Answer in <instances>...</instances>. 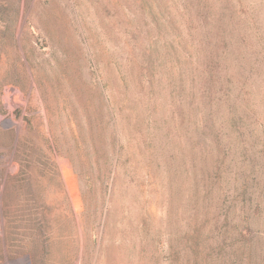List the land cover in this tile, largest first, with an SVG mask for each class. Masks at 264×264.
Masks as SVG:
<instances>
[{
  "label": "rangeland",
  "instance_id": "1",
  "mask_svg": "<svg viewBox=\"0 0 264 264\" xmlns=\"http://www.w3.org/2000/svg\"><path fill=\"white\" fill-rule=\"evenodd\" d=\"M1 149L0 264H188L216 165L264 264V0H0Z\"/></svg>",
  "mask_w": 264,
  "mask_h": 264
},
{
  "label": "trees",
  "instance_id": "2",
  "mask_svg": "<svg viewBox=\"0 0 264 264\" xmlns=\"http://www.w3.org/2000/svg\"><path fill=\"white\" fill-rule=\"evenodd\" d=\"M207 58L210 63H207L206 65L204 63L201 64L203 69H205V74L207 73L208 79V83H206L204 90V92H207L205 94L206 101L209 99V97H211L212 94H210V92L212 88H216L219 79L218 75L221 74V68L219 65L217 66L215 64L213 54L210 55V53H208ZM106 103L108 106H111L109 99L106 101ZM102 116H105L104 112L102 113ZM214 134L215 132L212 133L211 137ZM13 138L14 142H12V145H10L9 150L13 151L14 156H16V160L23 162L22 157L24 140L23 136L21 135V131H15ZM211 139L214 143H219L220 135L218 136L216 133V135ZM30 141L31 140H26L25 145L30 143L31 146L28 147V151L35 152L38 144ZM228 142L230 143L229 139ZM217 148L220 153L225 152L221 146L217 145ZM1 151L2 149L0 150V157H4L3 154H1ZM90 164V167L93 171L97 165L95 161H92ZM28 168L29 167H27V169ZM207 175H210L212 185L207 187L206 193H210L211 196L214 195L216 197L215 200L217 201V209L219 207L221 208L217 210L218 215L221 217L220 220L222 219L221 225H224L225 222V226L222 227L221 233L216 239L215 244L217 247L215 248V251L209 247L210 240L207 238L209 235L206 234V227H204V238L202 243L198 244V249L196 251H192L191 255L187 259L188 264H191L192 261H195V264H246V261L251 258V256H249L250 248L242 243V241H247L250 237V234L249 229H245L239 222L243 221V223L248 224L250 222V217L248 213H245L243 206L238 204V200L239 197L241 198L247 196L249 193L245 191L240 192L239 189L243 185V181L241 182L240 174L235 173L231 166H228L227 170L225 171L221 165H216L214 168L208 171ZM58 176L61 177L59 173ZM5 202L6 200L3 198V196H0V208L3 207ZM241 217L243 219L242 221L240 220Z\"/></svg>",
  "mask_w": 264,
  "mask_h": 264
}]
</instances>
